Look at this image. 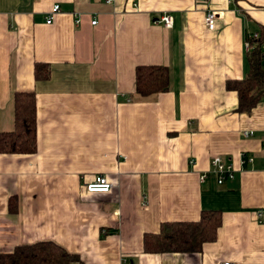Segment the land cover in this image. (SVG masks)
Returning <instances> with one entry per match:
<instances>
[{
	"label": "crops",
	"instance_id": "0c3cea01",
	"mask_svg": "<svg viewBox=\"0 0 264 264\" xmlns=\"http://www.w3.org/2000/svg\"><path fill=\"white\" fill-rule=\"evenodd\" d=\"M253 35L262 53L264 0H0V133L17 92L36 119L35 152L0 155V253L51 242L82 264H264V100L238 113L225 89ZM139 66L165 67L168 90L134 96ZM216 157L231 179L217 183ZM96 177L109 192L85 191ZM201 211L220 225L199 253L143 252L144 234Z\"/></svg>",
	"mask_w": 264,
	"mask_h": 264
},
{
	"label": "trees",
	"instance_id": "16d2710c",
	"mask_svg": "<svg viewBox=\"0 0 264 264\" xmlns=\"http://www.w3.org/2000/svg\"><path fill=\"white\" fill-rule=\"evenodd\" d=\"M260 36L248 40L246 51L248 72L238 81H228L225 89L235 93L236 112H249L264 100V60L260 51ZM36 80L48 76V68L34 64ZM168 90V75L165 67L139 66L134 70V96L146 99ZM13 128L0 133V155H31L36 150L34 94L17 92L12 97ZM8 211H15V198L7 202ZM220 225L216 211H201L195 222L161 223L157 234H144L142 249L145 254H190L199 253L202 246L215 239ZM82 264L79 258L69 254L51 242H36L16 246L10 253H0V264Z\"/></svg>",
	"mask_w": 264,
	"mask_h": 264
},
{
	"label": "built area",
	"instance_id": "2783aa9c",
	"mask_svg": "<svg viewBox=\"0 0 264 264\" xmlns=\"http://www.w3.org/2000/svg\"><path fill=\"white\" fill-rule=\"evenodd\" d=\"M107 2H109V1H107ZM57 12H58V6L55 5L51 8V10L46 15L45 24H50L52 16L54 14H56ZM215 19H216V15L212 11L207 10L204 13L203 24H204V27L206 28V30H208V31L213 30ZM74 23L77 24L78 20H76ZM90 23H91V25H94L95 21H91ZM157 23L160 24L163 28L169 29L172 26V19L168 15H162L158 19ZM255 37H256V35L251 36V38H253V39ZM245 49L246 50L249 49L247 42L245 44ZM261 57L264 60V48L262 50ZM242 136L245 138L250 137V136H252V133L251 132L243 133ZM263 152H264V150H263ZM210 165H211V168L213 169V172L216 175L217 183H221L225 179H231L232 178L231 166L228 164H224L219 158H217V157L213 158L210 161ZM203 177L204 176H201L200 179L202 180ZM111 188H112V183L110 181H108L106 178L96 177L91 183L86 185L85 191L87 193H107L110 191ZM258 216H259V214H258ZM222 264H230V263L229 262H223Z\"/></svg>",
	"mask_w": 264,
	"mask_h": 264
}]
</instances>
